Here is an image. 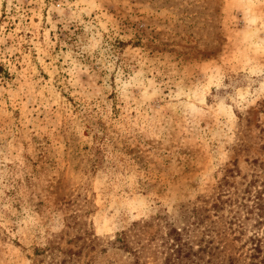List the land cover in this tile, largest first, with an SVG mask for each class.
Here are the masks:
<instances>
[{
    "label": "rangeland",
    "instance_id": "374dc122",
    "mask_svg": "<svg viewBox=\"0 0 264 264\" xmlns=\"http://www.w3.org/2000/svg\"><path fill=\"white\" fill-rule=\"evenodd\" d=\"M255 174L264 0H0V264H164L196 207L241 264Z\"/></svg>",
    "mask_w": 264,
    "mask_h": 264
},
{
    "label": "trees",
    "instance_id": "16d2710c",
    "mask_svg": "<svg viewBox=\"0 0 264 264\" xmlns=\"http://www.w3.org/2000/svg\"><path fill=\"white\" fill-rule=\"evenodd\" d=\"M244 185L239 190L241 196L234 199L230 194H226L227 190L221 186L212 208L217 212L224 207V204L236 205L237 210L231 211L233 216L230 223L238 222L239 226H244L240 225L243 220H252L250 227L256 230L246 240L251 244L241 264H264V176L252 175L251 179H246ZM199 211L197 207L186 209L183 218L187 221L183 226H177L174 221L166 223L168 230L165 234V243L169 251L164 264H240L232 256L225 259L222 251L218 250L219 247L210 245L211 241L206 240V244L203 245L205 239L202 238L194 244L195 241L191 236L194 231L192 227L198 225L203 219ZM114 243L128 252L132 250L124 237L116 238Z\"/></svg>",
    "mask_w": 264,
    "mask_h": 264
}]
</instances>
